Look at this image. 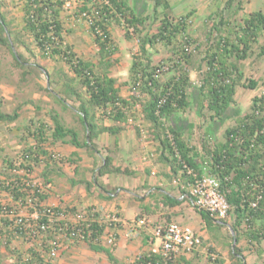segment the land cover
<instances>
[{
	"label": "trees",
	"instance_id": "1",
	"mask_svg": "<svg viewBox=\"0 0 264 264\" xmlns=\"http://www.w3.org/2000/svg\"><path fill=\"white\" fill-rule=\"evenodd\" d=\"M89 1H81L78 12L80 16L83 12L91 16L88 29L97 49L98 64L103 67L101 69H98L96 64L77 56L71 45L66 43L60 13L64 5L63 0H23L21 8L23 34H18L9 27L1 11L0 0V45L10 49L9 36L12 37L13 44L15 41L23 44L22 36L28 35L38 48L41 57L50 58L57 55L71 68L73 75L62 82L61 89L54 96L63 103V106L69 107L67 99L72 97L78 102L76 107L78 114L77 112L74 114H77L84 130V139L80 140L79 132L74 127L64 125L60 114L51 113L49 118L53 127L47 129L46 123L40 121L31 133L34 143L27 144L14 163H17L18 168L30 172L42 161H46L49 165L46 159L55 162L57 159L61 162L60 155L49 153L41 145L49 136L51 144L59 141L70 143L76 148H94L93 140L99 134L107 132L116 136L125 126L131 125L137 118L136 111L132 108L140 104V115L150 127L148 134L160 141L161 159L170 165L172 174L177 173L168 176L179 175L178 178L185 186L183 188L185 193L189 189L188 184H192L196 178L204 174L216 176L220 181V190L230 205L229 215L233 217L230 223L233 234L229 236L235 239V245L240 237H244L249 243L260 244L264 239V93L255 95L251 99L250 111L241 117L239 112L231 108L238 86L250 89L257 86V82L253 79H249L248 83L244 82L240 61L248 57L253 45L258 43L264 31L263 11L253 10L233 24L224 18V10L231 3V0H226L222 8L214 13L218 20L213 18L212 23L209 24V48L204 50L203 57L206 69L202 72L200 84L195 87L190 80L187 66L192 52L175 43L179 36L187 39V26L194 11L174 17L169 0H153V19L159 17V24L154 32H150L145 27V22L149 18L145 13L146 10L138 11L128 3V0H91L90 5ZM121 19L127 27L133 28L134 34L138 37L144 61L140 57L133 59L129 68V80L118 83L108 72L112 65L110 57L115 50L108 26L111 22H119ZM214 31L216 35L212 36ZM126 36L129 37L128 34ZM158 43L171 47L169 60L175 56L168 69L172 73L164 81L158 79L164 64L154 65L148 53V47L152 48ZM263 54L264 45H261L258 55ZM13 57L15 64L19 66L23 64L24 59L20 54L18 57L15 55ZM77 85L83 92L76 90ZM121 86H129L131 93L128 97L120 94ZM140 92L146 93L147 98L139 99ZM193 106L196 112L204 109L209 112L212 123L206 128L205 133L212 138L225 120L235 119L233 125L223 129L222 139L219 141L212 144L202 138V147L205 150L203 156L196 144L189 141L188 132L191 131L192 125L181 117V113ZM18 115L17 110H13L12 113L0 111V121L13 122ZM97 116L103 120L109 119L111 124L97 123ZM132 125L140 134L139 126ZM74 156L77 157V153L69 157V160L73 161ZM111 163L112 158L106 156L104 164L96 171L94 180L106 172H122L119 167ZM8 164H11V161ZM50 173V170H45L42 175L48 179ZM124 173H128V170ZM16 179L21 182L20 178ZM6 189L12 194L15 193L17 198L23 194L18 191V186L14 185V180L6 185ZM38 196L40 201L44 197L43 194ZM165 198L171 206L179 204L175 198ZM253 202H255L254 206ZM2 209L0 204V213ZM7 210H10V207H7ZM196 210L205 226L209 228L214 224L222 228L226 224V219L217 221L208 212ZM0 217H4L3 226H7L5 230L9 231L10 235L16 233L24 238L31 237V229L27 227L29 223L26 224L28 220H25V217H22V222L19 223L18 217L14 219H9L5 215ZM37 222L47 224L46 217H41L40 221L36 220ZM62 224L63 222L54 223L52 228L46 229L41 234L43 241L55 236L59 225ZM105 226H107L105 223L100 222H91L89 227L83 223L74 229L69 226L66 230L67 236L63 237H73L79 227L84 231L82 240L88 242L92 250L104 251L113 260L109 248L96 243V239L104 233ZM36 229L38 230L37 226ZM72 232L74 235H71ZM32 250L28 249L29 256L26 259L20 256L16 264H33L38 260L41 261L42 257ZM257 250L260 252L261 249ZM234 252L238 253L237 246L234 247ZM172 262L173 258L166 259L155 251L143 253L135 260V264H172ZM215 262L220 261L215 260ZM237 262L243 263L239 259ZM184 264L193 263L185 261Z\"/></svg>",
	"mask_w": 264,
	"mask_h": 264
},
{
	"label": "rangeland",
	"instance_id": "2",
	"mask_svg": "<svg viewBox=\"0 0 264 264\" xmlns=\"http://www.w3.org/2000/svg\"><path fill=\"white\" fill-rule=\"evenodd\" d=\"M1 11L5 15L6 21L9 27L18 34H23L22 31V6L23 0H1ZM64 5L61 10V20L64 27V37L66 43L71 45L72 50L82 58L83 60L90 61L96 64L98 69L103 68L98 64V58L96 54V47L93 44L92 36L90 35L88 26L89 22L86 17L83 16V12L80 16L78 12V6L81 1L86 0H63ZM171 5V13L174 17L185 15L189 11H194L190 16V23L187 26V39L179 36L176 38V44H180L181 48H186L192 52L189 63H187L190 80L193 86L200 84L202 72L206 69L203 60L204 50L209 48V24L212 23V19L218 20L215 16L218 10L222 8L226 0H169ZM91 0L89 1L90 5ZM133 8H137L138 11L146 10V15L149 18L145 22L146 30L154 32L159 24L158 18L153 19L152 12L153 0H128ZM262 10L264 13V0H231L228 8L224 10V18L230 20L233 24H236L242 17L253 10ZM159 16V13L157 14ZM210 16L212 18L210 19ZM91 17V16H90ZM108 30L114 41V53H112L110 60L112 65L109 67V74L117 80L118 83L129 80V68L133 59L142 58L144 55L139 48L138 37L134 34L132 27H127L123 19L119 22H111L108 26ZM222 31H225L222 29ZM216 32H213L212 36H215ZM129 35V37L126 36ZM10 49L7 46L0 45V111L3 113H12L13 110L18 111V117L13 122L0 121V204L6 207H10V212L16 213L20 217L27 218V227L31 229V237L24 238L14 233L9 234L7 226H3V218L0 217V245L4 247V260L5 264H16L19 262V257L26 258L29 256L28 249H30V242L32 239H40L43 241V236L34 234L36 229V219L33 218V210L26 208L23 205H19L16 200L15 193L12 194L6 189V185L10 181H13L17 176L22 180L27 178L34 181L36 184L45 189L46 181L38 179L33 176L34 170L27 172L25 177L24 170L18 168L17 163H14L15 159L20 157L23 148L27 144L34 142L31 135L40 121L46 123L48 129L52 126V122L49 115L60 114L62 117V123L66 126L74 127L79 132L80 140L84 139V130L77 117V104L78 102L72 97L67 99L69 107L63 106V103L58 100L54 94L61 89L62 82L66 81L68 77L73 75L71 68L63 62L57 55L54 57L46 58L41 57L38 48L35 43L30 39L28 35L22 36L24 43L15 41L13 44L12 37L9 36ZM212 39V37H210ZM264 45V31L260 36L258 43L254 44L252 51L248 57L240 61L241 71L244 74V82L248 83L249 79H253L257 82V86L254 89L238 86L234 95V102L232 104V110L239 112L242 115L250 111L251 99L255 95H261L264 93V54L258 55L259 47ZM174 49V48H172ZM171 47L165 46L161 43L151 47H148L149 57L154 65L164 64L161 67V71L158 74V79L164 81L168 75L172 73L169 69V64H172L171 60L175 59V56L169 60L171 55ZM20 54L23 57L22 65L15 64L14 55L18 57ZM144 61V59H141ZM129 86H121L120 94L128 97L130 95ZM76 90L83 92L82 88L78 85ZM53 94V95H52ZM83 95V94H82ZM139 99L147 98L146 93L140 92ZM132 109L136 111V119L132 124H136L139 127H146L148 124L142 118L141 105L137 104ZM74 112H77L75 115ZM98 115V113H97ZM181 117L186 119L188 123L192 125L190 128L189 141L196 144L201 155H204V148L202 147L203 139L205 142L209 141L213 144L217 140L222 139L223 129L229 125L235 123V119L225 120L222 125L216 130L214 137L205 135V130L210 127L212 123L209 119V112L204 109L201 112H196L193 107H189L186 112L181 113ZM97 123L105 122L97 116ZM103 120V121H102ZM132 121V120H130ZM128 125L126 127H133L134 125ZM203 138V139H202ZM50 136L41 145L49 152L52 153V144L50 143ZM44 158V156H41ZM7 161V162H6ZM11 161V164H8ZM44 162V161H42ZM41 162V164H42ZM15 166H14V164ZM56 163H59L56 159ZM37 172L44 171L45 166H35ZM34 168V169H35ZM33 169V168H32ZM11 174V175H9ZM51 175V174H50ZM49 175V176H50ZM188 188V187H187ZM189 191V189H188ZM44 192V193H45ZM43 193V194H44ZM84 207L77 208L75 211L81 210ZM72 212V211H71ZM70 212V213H71ZM99 213V212H97ZM111 214H115L112 212ZM107 215V214H106ZM110 215V214H109ZM108 215V216H109ZM108 216L104 219L107 221L101 222L109 225ZM9 219H14L12 215H5ZM99 219V216L97 217ZM102 219V218H100ZM233 217L229 215L226 220V224L222 228H218L212 225L209 228L210 237L217 243L222 242V239H228L226 242V250L229 258L227 264H240L237 260L233 259L234 247L237 246L238 253H241L245 258L250 261V264H264V239L260 244L255 242L249 243L244 237H240V241L237 245H233V239L229 236L233 234L230 223H232ZM34 221L35 223H30ZM232 230V231H231ZM13 231V227H11ZM239 239V240H240ZM49 240V239H48ZM46 239V242H48ZM105 241V239H104ZM107 247L109 246L106 242ZM48 245V244H47ZM244 247V248H242ZM209 248L216 251V246L209 245ZM257 249H261L260 252ZM250 253H248V251ZM209 254H214L209 251ZM233 254V255H232ZM258 256L255 260L251 259V256ZM51 260L50 258H47ZM55 259V258H54ZM53 259V260H54ZM219 260L218 257L211 258L209 255V261L215 262ZM225 260V259H223ZM51 262V261H49ZM216 263V264H220ZM214 264V263H213ZM241 264H245L244 262Z\"/></svg>",
	"mask_w": 264,
	"mask_h": 264
},
{
	"label": "crops",
	"instance_id": "3",
	"mask_svg": "<svg viewBox=\"0 0 264 264\" xmlns=\"http://www.w3.org/2000/svg\"><path fill=\"white\" fill-rule=\"evenodd\" d=\"M104 121L105 125L111 124L109 119ZM149 128L139 127L140 134L134 127H126L116 136L103 132L93 140L94 148H76L70 143L59 141L52 144L51 152L60 155L61 162L46 159L49 165L46 161L36 165L45 166L44 171H51L48 179L42 175L44 171L38 173L35 166L32 169L33 176L46 181L47 188L41 202L66 213L80 207L94 206L99 212L100 223L107 221L104 216L115 212L119 222L105 226L104 233L95 241L107 247L105 235L112 229L116 241L114 245L108 244L113 248H107L111 251L113 260L104 251L92 250L86 241L63 236L60 237V248L55 259L49 260L46 239L42 241L37 236L29 246L42 259L33 264H135L138 256L148 254L158 246L159 240L154 237L153 230L158 224L167 222L188 225L202 239L198 248L176 255L172 264H184L185 261L193 264H216L209 261V255L214 259L218 257L220 264L230 262L227 258L228 251L224 248L228 239H222V242L216 244L210 237L209 227L205 226L201 215L191 205L188 190L187 193L183 192L185 186L178 178L179 175L168 176L177 173L172 174L170 165L161 159L160 141L148 134ZM74 153H77V157L74 156L73 161L69 160ZM106 156L111 157V165L119 167L122 172H106L94 180V175L104 164ZM126 170L128 173H124ZM165 197L175 198L179 204L171 206ZM139 217L144 218L145 223L131 229L129 224ZM242 239L239 240V246ZM209 245L216 246L217 250H209ZM3 251L4 247L0 245V264L6 263ZM209 251L214 254H209ZM244 256L246 255L236 253L233 259L250 264ZM256 257L258 256H251V259L255 260Z\"/></svg>",
	"mask_w": 264,
	"mask_h": 264
},
{
	"label": "built area",
	"instance_id": "4",
	"mask_svg": "<svg viewBox=\"0 0 264 264\" xmlns=\"http://www.w3.org/2000/svg\"><path fill=\"white\" fill-rule=\"evenodd\" d=\"M83 16L86 17L89 23L91 22L90 15L83 13ZM24 174V176L27 177L26 175L28 173L25 170ZM17 178H19V176H17ZM14 185H17L18 191L23 193L19 198H16L19 205L31 208L33 210L32 216L37 221H40L41 217H46L47 224L37 222L36 226L38 230L35 229L34 234H42L46 229L52 228L54 223L63 222L61 226L59 225L56 235L51 237L47 242L49 249L48 258H54L57 255L58 249L60 248V237L67 236L66 230L69 226L71 229H74L76 226L83 223L86 227H89L91 222H99V219L96 218L97 209L95 207H86L78 211L66 213L65 211L56 210L57 208L54 206L43 204L39 200L38 195L43 194L45 189L34 181L27 178L26 180L22 179L20 182L15 178ZM188 185L191 205L194 208L208 212L210 216L214 217L217 221H219V219L227 220L229 218L230 205L220 190V181L216 176L204 174L196 178L192 184ZM252 205L254 206L255 202H253ZM2 207L1 216L10 214L13 217H18V223L22 222V217L7 210L6 206L3 205ZM26 219L27 218H25V220ZM108 220L112 225L119 222V218L116 214H110ZM144 223L145 219L139 217L134 222L130 223L129 226L133 229ZM153 234L154 237L159 240L158 246L153 251L161 253L166 259H171L178 254L196 249L201 245L202 241L200 235L190 226L182 225L177 222L158 224L155 226ZM71 235H74V232H72ZM83 236L84 231L78 227L76 234L70 238L73 240H82ZM105 237L107 244H115L116 239L112 229L106 232ZM139 257L140 256L136 259Z\"/></svg>",
	"mask_w": 264,
	"mask_h": 264
},
{
	"label": "clouds",
	"instance_id": "5",
	"mask_svg": "<svg viewBox=\"0 0 264 264\" xmlns=\"http://www.w3.org/2000/svg\"><path fill=\"white\" fill-rule=\"evenodd\" d=\"M87 207H94V206H87ZM86 208V207H85ZM96 208V207H95ZM84 209V208H83ZM98 217V213H96V218Z\"/></svg>",
	"mask_w": 264,
	"mask_h": 264
},
{
	"label": "water",
	"instance_id": "6",
	"mask_svg": "<svg viewBox=\"0 0 264 264\" xmlns=\"http://www.w3.org/2000/svg\"><path fill=\"white\" fill-rule=\"evenodd\" d=\"M232 231V230H231ZM235 244V239L233 240L232 246Z\"/></svg>",
	"mask_w": 264,
	"mask_h": 264
}]
</instances>
